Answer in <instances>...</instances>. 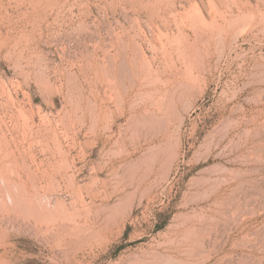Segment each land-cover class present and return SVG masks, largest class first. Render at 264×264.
<instances>
[{
  "label": "rangeland",
  "instance_id": "obj_1",
  "mask_svg": "<svg viewBox=\"0 0 264 264\" xmlns=\"http://www.w3.org/2000/svg\"><path fill=\"white\" fill-rule=\"evenodd\" d=\"M0 130V264H264V0H0Z\"/></svg>",
  "mask_w": 264,
  "mask_h": 264
},
{
  "label": "bare ground",
  "instance_id": "obj_2",
  "mask_svg": "<svg viewBox=\"0 0 264 264\" xmlns=\"http://www.w3.org/2000/svg\"><path fill=\"white\" fill-rule=\"evenodd\" d=\"M180 1V0H179ZM151 12V11H150ZM147 23V22H146ZM127 64V63H126ZM107 65V64H106ZM108 72V71H107ZM158 79V78H157ZM110 80V79H109ZM160 83V82H159ZM155 84V83H154ZM174 92V91H173ZM120 106H121V104H120ZM4 113V112H3ZM31 118V117H30ZM48 120V119H47ZM1 131V130H0ZM57 134V133H56ZM3 137V136H2ZM2 137H0V138H2ZM36 137V136H35ZM69 138V137H68ZM3 139V138H2ZM22 140V139H21ZM96 142V141H95ZM5 143V142H4ZM8 143V142H7ZM0 144H2V142L0 143ZM8 146H9V144H8ZM2 146H0V148H1ZM5 147V146H4ZM2 148V150L3 149H5V148ZM4 151V150H3ZM9 152V151H8ZM56 152V151H55ZM11 153V152H10ZM10 153H8V154H10ZM59 153V152H58ZM5 154H7L6 152H5ZM19 154V153H18ZM62 154V153H61ZM3 155L4 154H1V152H0V180H2L1 182L2 183H4V186L3 185H1V183H0V190H2V188L3 189H6V191H9L10 192V189L14 186V185H16L17 184V182L19 183V181L21 182V180L23 181V179H22V177H21V175L22 174H20V172H19V168L16 166V164H11V165H8L7 164V162H6V164H4V161H3ZM15 155V154H14ZM52 156V155H51ZM30 157V156H29ZM7 159H8V157H7ZM5 160V159H4ZM12 160V159H11ZM14 160V159H13ZM16 161V160H15ZM12 163V162H11ZM19 166V165H18ZM39 166V165H38ZM28 168V167H27ZM30 168V167H29ZM24 169V168H23ZM26 169V168H25ZM31 172V171H30ZM80 172V171H79ZM68 174V173H67ZM28 177V176H27ZM25 181V180H24ZM30 182V181H29ZM48 183V182H47ZM32 184V183H31ZM26 185V184H25ZM43 185V184H42ZM22 187H24V186H22ZM15 188V187H14ZM22 189V188H21ZM37 189V188H36ZM25 191H26V189H25ZM4 192V191H3ZM23 192V191H22ZM27 193V192H26ZM30 193V192H29ZM2 194V193H1ZM9 195V194H8ZM35 195V194H34ZM8 197H11L10 195L8 196ZM38 197V196H37ZM40 197V196H39ZM3 198V197H2ZM28 198V197H27ZM35 198V197H34ZM41 198V197H40ZM6 199V198H5ZM18 199V198H17ZM22 199H23V197H22ZM14 200V199H13ZM40 200V199H39ZM7 201V200H6ZM10 201V200H9ZM3 202V201H2ZM1 202V205H2V207L4 208V206L6 205V204H4V202L2 203ZM22 202V201H21ZM40 202V201H39ZM44 202V201H43ZM42 203V202H41ZM12 204V203H11ZM38 204V203H37ZM48 204V203H47ZM59 206H61V205H59ZM6 210V209H5ZM50 210V209H49ZM12 211V210H11ZM25 211V210H24ZM14 212V211H13ZM66 212V211H65ZM24 214V213H23ZM1 215V214H0ZM3 216V215H2ZM1 216V217H2ZM5 216V215H4ZM47 216V215H46ZM51 216H52V214H51ZM40 217V216H39ZM55 218V217H54ZM3 219V218H2ZM8 221V220H7ZM74 223V222H73ZM77 223V222H76ZM62 224V223H61ZM48 227V226H47ZM1 228V227H0ZM60 233V232H59ZM61 236V235H60Z\"/></svg>",
  "mask_w": 264,
  "mask_h": 264
}]
</instances>
